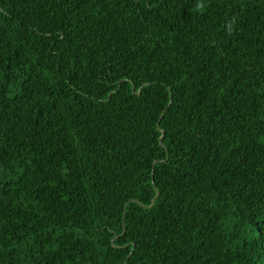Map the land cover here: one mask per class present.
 Returning <instances> with one entry per match:
<instances>
[{"label": "trees", "instance_id": "16d2710c", "mask_svg": "<svg viewBox=\"0 0 264 264\" xmlns=\"http://www.w3.org/2000/svg\"><path fill=\"white\" fill-rule=\"evenodd\" d=\"M0 0V264H264V0Z\"/></svg>", "mask_w": 264, "mask_h": 264}, {"label": "clouds", "instance_id": "9594fccd", "mask_svg": "<svg viewBox=\"0 0 264 264\" xmlns=\"http://www.w3.org/2000/svg\"><path fill=\"white\" fill-rule=\"evenodd\" d=\"M197 7L199 10H203L205 8V4L203 3V0H201V2L198 4Z\"/></svg>", "mask_w": 264, "mask_h": 264}]
</instances>
